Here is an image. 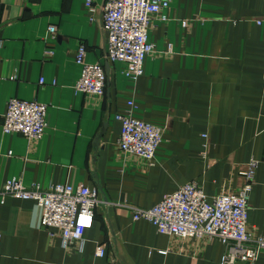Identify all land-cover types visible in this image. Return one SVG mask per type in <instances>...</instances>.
I'll return each mask as SVG.
<instances>
[{
  "label": "crops",
  "instance_id": "obj_1",
  "mask_svg": "<svg viewBox=\"0 0 264 264\" xmlns=\"http://www.w3.org/2000/svg\"><path fill=\"white\" fill-rule=\"evenodd\" d=\"M164 13L147 32L155 51L131 80L124 63L106 57L99 8L91 15L85 0H0V188L11 178L43 189L83 184L100 199L79 250L48 235L35 201L5 197L0 264H220L222 241L157 232L129 207L151 208L190 180L209 198L236 192L251 158L246 224L252 238L264 237V0H170ZM80 42L85 61L104 68L102 96L75 89ZM11 98L47 105L40 139L2 132ZM128 112L162 127L150 162L119 151L115 115ZM251 264H264V247Z\"/></svg>",
  "mask_w": 264,
  "mask_h": 264
},
{
  "label": "built area",
  "instance_id": "obj_2",
  "mask_svg": "<svg viewBox=\"0 0 264 264\" xmlns=\"http://www.w3.org/2000/svg\"><path fill=\"white\" fill-rule=\"evenodd\" d=\"M170 0H105L98 7L94 0H85L87 11L94 15L101 10V27L107 39L106 57L124 63V75L137 80L143 73V61L154 52L148 28L154 18H168L164 13ZM93 17V16H92ZM185 18L181 24H186ZM49 34L56 26L48 27ZM86 47L78 44L75 62L81 66L75 89L85 94L102 96L106 75L101 63L85 61ZM43 84V80H39ZM132 104L131 102L129 103ZM47 105L35 100L11 98L3 115L2 132L19 133L29 140H38L44 133ZM120 122L118 148L123 155L151 161L155 147L163 137L162 127L126 114L115 115ZM203 135H207L203 133ZM258 162L251 158L241 169L245 182L236 192L219 191L210 198L195 180L187 181L170 193L162 195L148 209L129 207L133 220L150 221L157 232L179 237L217 238L225 245L220 264H250L264 247V237L252 238L247 228V192ZM30 199L40 207V225L53 237L58 235L64 247L84 246L83 233L93 225L95 208L100 199L96 188L83 184L56 183L43 189L38 184L26 187L21 179H7L0 188V201L5 197ZM1 242V233H0ZM104 248L97 246L96 255Z\"/></svg>",
  "mask_w": 264,
  "mask_h": 264
},
{
  "label": "water",
  "instance_id": "obj_3",
  "mask_svg": "<svg viewBox=\"0 0 264 264\" xmlns=\"http://www.w3.org/2000/svg\"><path fill=\"white\" fill-rule=\"evenodd\" d=\"M99 138H100V134H98V135L96 136L95 143L97 142V140H99Z\"/></svg>",
  "mask_w": 264,
  "mask_h": 264
}]
</instances>
